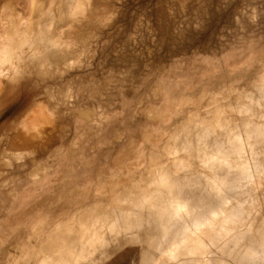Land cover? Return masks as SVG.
<instances>
[{
    "label": "rangeland",
    "instance_id": "rangeland-1",
    "mask_svg": "<svg viewBox=\"0 0 264 264\" xmlns=\"http://www.w3.org/2000/svg\"><path fill=\"white\" fill-rule=\"evenodd\" d=\"M83 3L56 28L71 63L29 62L24 77L0 80V264H38L51 230L70 222L78 236V219L95 205L134 183L138 195L163 163L175 170L168 143L180 128L238 123L237 100L264 82V0ZM13 12L31 17L30 0H0V42ZM258 110L253 119L264 124ZM262 147L260 170L242 189L244 207H259L260 217ZM143 247L113 237L95 264H149Z\"/></svg>",
    "mask_w": 264,
    "mask_h": 264
},
{
    "label": "bare ground",
    "instance_id": "bare-ground-1",
    "mask_svg": "<svg viewBox=\"0 0 264 264\" xmlns=\"http://www.w3.org/2000/svg\"><path fill=\"white\" fill-rule=\"evenodd\" d=\"M83 1L30 0L31 17L11 13L0 42V80L24 77L29 62L34 69L50 70L71 63L73 55L56 28L69 23ZM256 88L248 102L238 99L232 106L240 122L223 123L218 117L215 123L190 122L177 131L167 152L175 170L163 163L146 174L147 186L138 195L134 183L109 205H95L78 219V236L70 222L51 230L38 264H95L108 255L113 237L143 242L149 264H264V215L252 204L244 207L250 200L242 190L261 167L264 124L253 118L264 106V82ZM181 151L186 156H179Z\"/></svg>",
    "mask_w": 264,
    "mask_h": 264
}]
</instances>
